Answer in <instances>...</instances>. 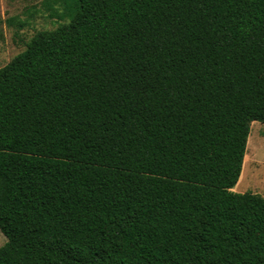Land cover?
I'll list each match as a JSON object with an SVG mask.
<instances>
[{
    "label": "trees",
    "instance_id": "obj_1",
    "mask_svg": "<svg viewBox=\"0 0 264 264\" xmlns=\"http://www.w3.org/2000/svg\"><path fill=\"white\" fill-rule=\"evenodd\" d=\"M48 4L0 67V264H264V0Z\"/></svg>",
    "mask_w": 264,
    "mask_h": 264
},
{
    "label": "rangeland",
    "instance_id": "obj_2",
    "mask_svg": "<svg viewBox=\"0 0 264 264\" xmlns=\"http://www.w3.org/2000/svg\"><path fill=\"white\" fill-rule=\"evenodd\" d=\"M51 0H0V67L26 48L39 30L54 29L60 19L51 16ZM57 7L59 4H55ZM238 192L253 191L264 196V123L253 121L248 137ZM7 236L0 229V246Z\"/></svg>",
    "mask_w": 264,
    "mask_h": 264
},
{
    "label": "crops",
    "instance_id": "obj_3",
    "mask_svg": "<svg viewBox=\"0 0 264 264\" xmlns=\"http://www.w3.org/2000/svg\"><path fill=\"white\" fill-rule=\"evenodd\" d=\"M233 190H234V188H233Z\"/></svg>",
    "mask_w": 264,
    "mask_h": 264
}]
</instances>
